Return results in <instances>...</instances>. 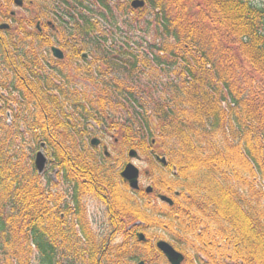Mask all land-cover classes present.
Masks as SVG:
<instances>
[{
  "label": "trees",
  "instance_id": "obj_1",
  "mask_svg": "<svg viewBox=\"0 0 264 264\" xmlns=\"http://www.w3.org/2000/svg\"><path fill=\"white\" fill-rule=\"evenodd\" d=\"M120 1L132 0L40 4L64 23L69 39L75 38L72 46L92 54L79 71L83 80L93 82L95 62L128 72L131 86L122 92L115 79L105 83L112 99H85L81 119L116 129L122 142L130 137L140 152L153 140L162 145L157 150L176 175L156 176L149 155L154 190L179 195L171 207L157 208L111 190V222L121 242H96L79 209L77 180L75 210L68 212L65 195L53 193L35 173L37 140L47 142L59 172H68L65 158L86 178L95 167L84 151L59 148L71 132L62 116L65 102L47 93V83L35 81L37 68L19 67L26 83L16 89L18 113L9 125L0 115V264H166L154 238L170 242L184 264H264V0H142L147 11L129 5L142 21L123 19L124 30L109 6L120 7ZM160 68L175 72L177 80L151 81ZM138 69L148 78L142 80ZM99 173L97 183L112 182ZM137 221L143 225L133 226ZM137 230L145 233V243L131 236Z\"/></svg>",
  "mask_w": 264,
  "mask_h": 264
},
{
  "label": "flooded vegetation",
  "instance_id": "obj_2",
  "mask_svg": "<svg viewBox=\"0 0 264 264\" xmlns=\"http://www.w3.org/2000/svg\"><path fill=\"white\" fill-rule=\"evenodd\" d=\"M15 1L16 0H0V102L2 105L0 106V115L7 120L6 123L9 125L14 115L18 113L16 102L20 98V95L16 89H19L20 84L26 83V73L20 68L27 70L32 67L34 71L37 68V73H34V76L32 75L35 81L37 83H47V93L65 102L62 108V116L71 132L70 136H67L65 140L61 142L59 148L68 151L73 149L84 151L89 163L95 167L89 170L88 179L83 177L84 174L81 168L72 167L68 164L70 160L67 158H65L64 162L67 163L68 172L62 171V169L58 172L56 168L55 174L61 175L62 178V189L64 188L63 195H65V201L68 203L67 211L73 212L75 210L72 195L75 190L74 182L77 180L80 191L78 205L81 211L85 209L83 203L89 199H98L105 207L107 222L112 228L111 232L108 234L109 236L105 238V246L108 247L110 246L109 237L115 234V228L112 227L110 212L111 190L117 188L119 192L135 196L141 204L145 205L149 203L153 204L152 200H158L159 195H166L171 199H173L174 196H178L175 192L171 194L168 190L165 192L155 191L151 180L153 176H151L148 171H145V175L148 177V182L150 183L147 184L145 188H141L139 179L138 190H131L128 184L121 178V172L125 166L128 163H143L148 159V155H150L157 164V168L162 169L167 175H176V171L174 172L175 167L169 168L167 159H165L166 163L164 165L156 161L157 156L165 157L162 156L161 153L159 154L156 152V143L151 142V145L144 143L143 148L145 149L140 152V150L132 148L131 145L133 144L131 143L132 140L130 137L127 136L125 142H122L116 129H107L103 124L94 121L85 122L81 119L84 114L82 108L85 99H95L93 93L90 95L87 94L86 97V92L82 88L84 84L83 75L79 72L84 68V63L91 60L92 54L90 52L79 51L78 48L72 46L75 38L72 40L69 39L68 32L63 30L65 26L64 23H60L51 10L46 8L43 10L40 1L28 0L26 4V0H21L19 5L16 4ZM20 12H24V14L21 15ZM53 50H56L61 57H57ZM86 53H88L87 57L84 56ZM100 65H102L101 62H95L94 67ZM109 70L113 72V69ZM20 71L24 74L20 73ZM96 75L98 82L105 84L111 81L106 80V72H97L95 73V76ZM109 77L111 79V76ZM10 84H12V87H10ZM89 96L91 98H89ZM101 99L110 100L112 98L105 95ZM4 102L9 105L8 109H10V107L13 109L12 112L7 110ZM90 124L93 126H90ZM33 134L37 135L40 134V132L33 130ZM93 140L97 141L96 144L92 143ZM37 142L35 152L40 148L42 143L45 144L44 151L50 148L47 142L41 139L37 140ZM135 145L138 146L139 141L135 142ZM131 150L136 151L138 159H129L128 154ZM99 170L104 173V177L110 175L112 179L110 184L105 185L106 187L97 183V180L100 179ZM69 172L72 174L77 172L81 174L80 176L83 178L75 179L74 175ZM139 178L141 177L139 176ZM148 187L152 188L150 193L146 191ZM160 203L171 207L166 203ZM61 215L63 219L64 214L62 213ZM85 221H88L86 214ZM136 225L143 224L137 221L133 226ZM130 227L131 226H128L126 230L129 231ZM138 234H142L144 240H139ZM131 236H134L138 243L146 242V235L142 230H137L135 234H131ZM94 240L96 242L103 241V239L97 240L95 237ZM160 240L164 239L161 238L157 240L154 238L152 240L154 246ZM120 242L121 239L118 243ZM168 243L170 244V242ZM141 261L144 262L140 260L136 262V264ZM165 262L168 264L166 260ZM182 264H184V256Z\"/></svg>",
  "mask_w": 264,
  "mask_h": 264
},
{
  "label": "rangeland",
  "instance_id": "obj_3",
  "mask_svg": "<svg viewBox=\"0 0 264 264\" xmlns=\"http://www.w3.org/2000/svg\"><path fill=\"white\" fill-rule=\"evenodd\" d=\"M27 1L28 0L25 1L26 4H27ZM38 1H41V0H38ZM107 3H108V1H107ZM129 3H130V1L128 3L124 2V1H120V4L122 5L120 7H118V6L115 7L116 3H114V2H111L109 4L112 12L115 13V20H116L115 24H117L116 26H118L120 30H124L123 27H122V20L123 19H127L129 21H131V20L142 21V19L140 18L139 13L135 12V11H138L139 9H137L135 11L131 10L129 8ZM125 5H128V9L126 8ZM143 8L146 10V6H144ZM96 11H99L98 7L96 8ZM20 14L23 15L24 12H20ZM146 16H149V15H146ZM18 19H20V18H18ZM97 23H98L97 25L99 27H101L103 29L104 28L108 29V26L106 24H103V22H97ZM68 24H70V23H67V26H68ZM105 32H107V30H105ZM113 33H112V35L116 34V33H114V34ZM133 34H134V39L138 38L136 41H138L139 37L142 36V35L139 34L137 29H136V32H134ZM115 37H116V40H118L117 39V35H115ZM108 42H110V40ZM122 68H124V67L120 66L119 67L120 70H115L113 68V72H112L107 67H104V65H100V66H97V68L95 69V72L96 73L97 72H106V76H105L106 80H111L112 81V80L115 79L121 85V88L119 90L122 91V92H125L123 87H130L131 86V84H130L131 82L128 79V72L124 71V69H122ZM83 69H85V68H83ZM167 70L168 69L162 70L161 68L158 69V70L157 69H153V71L151 73V81H155L156 83L158 82L160 84L161 83H165V82L169 83V82H171L173 80L176 81L177 80L176 73L173 72L172 70L167 72ZM138 72H139V74H141V79L142 80H145V79L148 78V74L149 73L147 74L146 71H141L140 69H138ZM148 72H149V70H148ZM153 72L155 74H157V75H155ZM89 75H91V73ZM109 76H111V79H110ZM83 82H84V84L82 85V88L89 95L93 93V95L95 97V100H97L98 98H103V96L106 95L105 90L102 89V87H105L106 85L105 84L104 85L103 84H99L97 82V77L96 76L94 77V80H93V82L91 84L86 82V80H83ZM139 85L140 84H138L136 87H134L133 90H135ZM150 90L161 91L162 88L159 87V89H156L155 87H152V88H150ZM111 95L113 96V98L116 101H119V97H117L112 92H111ZM122 96H123V94H122ZM89 98H91V97L89 96ZM140 103H143V101L140 102ZM0 106H2L1 102H0ZM5 106L7 107V110H9L10 112L13 111V109H11V107H10V109H8L9 105L7 103H5ZM124 108L125 107L123 106L122 110H124ZM148 123H149V125H151L153 123V120H151V119L148 120ZM90 126H93V125L90 124ZM149 141L150 140L147 139L144 142H149ZM158 148L162 149V145L159 146V147H155L156 152L160 154V152L157 150ZM144 149L145 148H143V150ZM38 150H36V152H38ZM42 152H43L44 156L46 157V159L48 161V163H47L48 168H46L45 171L39 177L46 184H47V182L50 183V186H48V187L50 189H52L53 193L56 194L57 192H59L61 195H63V193H64L63 189L64 188L62 189V178H61V175L55 174L56 170H53V166L54 165L50 161V157H49L50 155H48V152L43 151V150H42ZM148 157H149V155H148ZM147 160L144 161L143 163H134L136 165V167H138V169L140 170L141 188H145V186L150 183V182H148V177L145 175V171L150 172V165H149V162ZM156 171H157L156 172L157 173L156 176L161 177L163 174H165L162 169L156 168ZM56 177H57L58 181H57ZM166 178L169 179V177H166ZM152 201H153V205L152 206H154V207L159 208L162 205L158 200L153 199ZM83 204H84V208H85L84 211H83L84 212V216L86 214V216L88 217V221L86 222V224H87V226L89 228V231H90L91 235H93V237H95L96 239H105L107 236H109L108 234H109V232H111L112 228L110 227V225H108L106 210H105V207H104L103 203L100 202L98 199H89V200H86V202H84ZM159 234H161V233H159ZM120 239H121V236L119 234H114V235L112 234L109 237L110 246H112V244L114 245L115 243H118L120 241ZM32 264H37V262L34 260V261H32Z\"/></svg>",
  "mask_w": 264,
  "mask_h": 264
},
{
  "label": "water",
  "instance_id": "obj_4",
  "mask_svg": "<svg viewBox=\"0 0 264 264\" xmlns=\"http://www.w3.org/2000/svg\"><path fill=\"white\" fill-rule=\"evenodd\" d=\"M16 4H20L21 0H16ZM130 6L132 9H139L144 6V1L142 0H133L130 3ZM5 27V26H2ZM54 54L57 55V57H61V55L56 51L53 50ZM88 53H86L84 56L87 57ZM96 140H93L92 143L96 144ZM130 159H138L137 153L134 150H131L128 154ZM156 160L164 165L166 163L165 158L156 157ZM47 163V159L44 156L42 150L38 151L35 155L33 166L35 171L38 175L42 174L44 172L45 166ZM176 170H174L175 172ZM176 173V172H175ZM121 178L128 184L129 188L133 191L138 190V181H139V170L135 165L132 163H128L123 171L121 172ZM147 193H150L152 191L151 187H148L146 189ZM176 195H178V192H176ZM159 200L163 203L168 204L169 206L172 205V200L167 198L166 196L159 195ZM139 240H144V236L142 234H138ZM156 248L158 251L166 258L169 264H181L183 261V256L175 251L171 245L164 241H159L156 243ZM138 264H144V262H139Z\"/></svg>",
  "mask_w": 264,
  "mask_h": 264
}]
</instances>
